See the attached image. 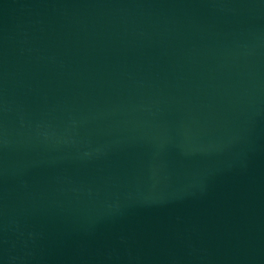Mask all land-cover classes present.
<instances>
[{
  "label": "water",
  "instance_id": "1",
  "mask_svg": "<svg viewBox=\"0 0 264 264\" xmlns=\"http://www.w3.org/2000/svg\"><path fill=\"white\" fill-rule=\"evenodd\" d=\"M0 264H264V0H0Z\"/></svg>",
  "mask_w": 264,
  "mask_h": 264
}]
</instances>
